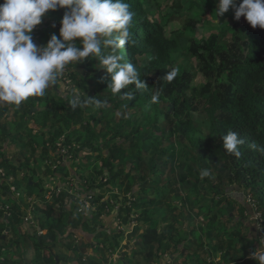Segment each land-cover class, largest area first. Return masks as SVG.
Instances as JSON below:
<instances>
[{"label": "trees", "instance_id": "16d2710c", "mask_svg": "<svg viewBox=\"0 0 264 264\" xmlns=\"http://www.w3.org/2000/svg\"><path fill=\"white\" fill-rule=\"evenodd\" d=\"M181 1L125 0L135 13L131 28L134 43L126 44L120 54L135 65L141 80L148 85L146 90L136 92L133 101L113 95L108 89L110 74L100 68L98 60L90 58L70 64L68 77L71 88L76 84L83 94L79 96L81 100L90 96L107 101L103 107L90 104L74 110L70 101L75 94L66 97L60 89L66 80L59 78L57 88L52 85L44 96L29 97L15 109L12 114L27 116V123L16 120L15 129L7 133L9 104L0 102V126L7 136L4 140L0 137V169L6 172L5 177L0 174V189L5 187L6 195L12 196L10 187H6L7 175L15 177L16 185L22 183L20 178L26 174L20 177L19 173L24 165L36 162L41 155L47 160V172L59 176L61 173L52 167L53 159L61 154L58 142L64 136L69 154L83 151V158L76 159L79 165L73 173V185L81 198L92 195L91 202L97 207L85 213V209L80 210L82 202L69 191L51 193L56 201L47 204L45 217L37 219L38 229L33 230L44 259L35 264H63L66 256L69 258L58 256L50 244L46 247L43 237L60 244L65 239L70 252L84 256V264H105L99 238L111 231L99 228L95 222L110 207L114 227L125 213L129 222L133 221L131 212L140 211L138 220L145 221L147 227L139 237V245L144 249V259L151 264L156 263V258L160 259L157 264H227L231 256H235L234 264H250L252 259H246L247 255L262 250L254 208L261 214L264 226V29L252 28L244 17L236 20L231 9V15L217 14L211 22L217 27L210 34L198 37V26L205 25L204 19L188 17L182 22L186 13ZM210 1L217 6L216 0ZM177 23L178 28L174 25ZM53 24L58 26L57 22ZM47 28L43 24L36 26L32 37ZM172 72L176 74L168 81L166 75ZM199 74L203 82L196 85ZM130 90L134 91V86ZM156 91L160 96L158 102L152 103L151 95ZM32 106L38 110L29 116ZM141 108H146L143 117ZM97 110L106 113L103 122L112 123L111 131L104 133L105 125L97 126L101 122L96 121ZM134 115L136 120L132 119ZM229 130L245 140L239 158L223 148V136ZM42 133H46L48 141L40 146L38 137ZM74 144L78 149H74ZM174 147L185 171L179 175L170 160ZM93 155L96 160L92 165H80L85 157ZM32 168L35 173L25 183V190L20 200L13 203L7 219V210L0 209V254L2 248L8 251L12 247L7 245L9 233L4 235L5 230L27 224L23 218L29 206L27 198L33 197L34 205V198L42 195L43 190L37 189V170ZM202 169H209L211 175L201 179ZM67 177H62L64 183L70 180ZM176 178L184 190L180 203L166 197ZM145 184L153 186L150 189ZM247 194L253 196L254 202L244 201ZM159 202L164 210L162 221L149 214L151 210L157 214L155 205ZM71 203L76 206L75 211L68 207ZM190 208L196 209L200 222L207 226L205 235L188 237L199 225ZM184 214L190 221L186 230L176 225ZM242 225L251 230H240ZM45 228L48 234L38 237V231ZM183 231L188 235L179 237ZM72 234L76 237L70 239ZM215 257L219 259L214 261ZM22 259H26L25 253ZM1 260L0 264H9ZM124 261L129 264L127 259ZM110 263L115 262L109 259L107 264Z\"/></svg>", "mask_w": 264, "mask_h": 264}, {"label": "clouds", "instance_id": "9594fccd", "mask_svg": "<svg viewBox=\"0 0 264 264\" xmlns=\"http://www.w3.org/2000/svg\"><path fill=\"white\" fill-rule=\"evenodd\" d=\"M217 5L218 16L232 9L236 20L244 17L252 28L264 29V0H217ZM58 8L67 9L59 37L53 34L46 45L38 46L32 38L33 30L49 11ZM134 15L125 0H3L0 3V102L18 106L29 97H42L58 82L67 66L90 58L98 60L100 68L110 74L111 93L133 101L136 92L148 88L135 65L126 62L120 54L126 44L134 43L131 31ZM175 74H167L166 79L171 81ZM130 86L135 90H130ZM122 89L126 91L122 93ZM159 96V91L153 93L151 102H158ZM70 103L75 110L90 104L100 108L107 101L90 96L81 100L74 95ZM244 143L236 131L229 130L223 136V148L237 158ZM210 175L209 169L200 171L201 179ZM253 257L264 264V250L253 253Z\"/></svg>", "mask_w": 264, "mask_h": 264}, {"label": "rangeland", "instance_id": "374dc122", "mask_svg": "<svg viewBox=\"0 0 264 264\" xmlns=\"http://www.w3.org/2000/svg\"><path fill=\"white\" fill-rule=\"evenodd\" d=\"M217 3V0H216ZM181 6L183 7V11H185L186 14H184V17L182 18V22L184 19H188V17H192L195 18L196 20H201L204 19V24L198 26L199 27V31H198V37H202V36H207L208 34H210V31L212 28H216L217 24H213L211 22H213V20L215 19V17L217 16V7L214 4L213 1L210 0H182L181 1ZM211 10V11H210ZM66 12V9L64 8H58L55 11H49L43 18V21L41 24L43 25H47L48 28L46 31H44L43 33H39L36 35V37H32L33 41L35 39H38L40 41V43H43L46 45V43L50 40L51 36L53 34H56L59 37V31H60V27L61 25V21L62 18L64 16ZM231 15V9L227 12ZM226 13V14H227ZM224 17L227 15H223ZM209 17V18H208ZM210 19V20H209ZM219 21V19L217 20ZM57 22V25H54L53 23ZM177 26V28L179 27V24H174ZM173 25L170 26V28H172ZM41 28H43V26H39ZM34 32V31H33ZM62 39V38H61ZM35 42V41H34ZM77 44L79 47H82V45H80L77 41ZM182 67H180L181 69ZM70 71V67H66L63 75L60 77L61 80H66L67 84H60L62 85V87L60 88L61 90H64L65 92V96H69V98L72 96V94L75 95H83L80 91V89L75 85H73L74 89H72V85H71V79L68 77V72ZM197 81H196V85L200 84L203 82V76L201 74H199L197 76ZM60 80V79H59ZM58 86V83H57ZM29 102V101H27ZM21 105V104H20ZM23 105H25V103H23ZM42 105H45V102L42 103ZM19 107V105H9L8 106V113L9 115H11L10 117H6V126H7V133L9 131H13L15 129V124H16V120H22L25 123L26 122V118L27 116L20 118L21 113L18 112L17 115H13L12 113H15V109ZM33 107H37V106H33ZM146 108H141L140 110V117H143L142 114L144 115V111ZM31 110V108H30ZM99 111V110H97ZM114 111V110H113ZM104 115H106V113L102 114L101 111H99V114H97L96 117V121L98 120L101 121L97 124L98 127H102V125H105V129H104V133H106L107 131H111V127H112V123L110 125L105 124L103 122V117ZM138 117L137 115L133 116V120H136ZM163 119V117L161 118ZM5 122V121H4ZM114 124V123H113ZM4 132L1 129L0 126V137L2 135V139H6L7 136H5V134H3ZM112 135V133H109ZM28 138V137H27ZM166 138V137H165ZM39 144L40 146L45 145L47 140V136L46 133H42L39 137ZM167 139V138H166ZM66 140V138L63 136L59 139L58 142V146L61 147L60 150V155L58 158L53 159L54 162V166L52 168H54L55 172H60L61 174L59 176H55L54 174H51L49 172H47L46 170V163L47 160L45 158H43V156H38L36 162H30L29 165H24L21 164V166L24 165L23 170L20 171V177H25L24 174H26L25 178H20L22 183H18V185H16L14 183L15 177L13 175L8 176V181L6 183V187H10V191L13 193V197L12 196H7L6 192L7 189L5 187L0 189V208H5L7 210V212L12 210L10 209L13 206V203L16 202L15 200H20L23 191L25 190V183L29 180V178L34 175V168H36V174H35V179L37 182H39L40 180V187H37V189H40V191L43 190L42 195L39 196V198H34L36 200V204L32 205L31 201H33V197H28L27 201L29 203V206H27V210L26 213L23 215V218H28V220H26L31 226L34 225H38L37 219L41 218L43 219V217H45L46 213L45 211L48 210L47 208V204L49 203H54L56 201L55 197L52 196L51 193L56 192V194H58L61 190L63 191H69V193L71 195H74L77 197V199H79V201L81 202V194L79 192H77V189L74 187V177H73V173L75 171V168H77L78 161L77 160H81L83 158L82 152L80 151L79 153H71L69 154L68 148H66L64 141ZM162 141V140H161ZM166 142H168L166 140ZM74 149H78V145L74 144ZM157 149V148H155ZM177 149L179 150V147H177ZM58 151V150H57ZM68 155V156H67ZM88 157V156H87ZM85 157L84 160H82L80 163V165H92V163H94V161L96 160V158L93 156L90 157ZM77 159V160H76ZM170 160L173 163V169L176 172L177 175H179L180 173H184V169L183 166L181 165L182 163V159L180 156H178V152H176L175 147L173 148V154L170 157ZM52 162V160H51ZM20 161L17 162V164H19ZM49 163V160H48ZM101 164V162H99V165ZM60 166H64V169H60ZM83 172H85L84 170H82ZM145 171H148L145 168ZM3 173L6 175V172L3 171ZM173 174V175H176ZM68 175V179L69 180L67 183H64V181L62 180V177H65ZM72 177V178H71ZM175 185L172 186V188L169 190V192L166 194V197L169 199V201H174L176 203L179 202L180 203V199L181 196L183 195V187H179V183H178V178L175 179ZM157 185V184H155ZM146 187H150V189L152 188L153 184H145ZM16 187L15 191L11 188ZM86 187V186H85ZM50 189V190H48ZM102 190H106V188H102ZM119 190V188H118ZM9 191V193H10ZM38 192V190H37ZM47 200H45V199ZM153 198V197H152ZM244 201L246 202H254V198L251 194H247L245 196ZM68 202V198L66 199V203ZM86 203V202H85ZM60 203H57V207H59ZM89 207L85 206V213H89L90 210H97V207L93 206L92 202H88ZM121 204L118 202L117 206L119 207ZM155 206H158L157 210L155 213L157 214H153L154 211L151 210L149 214H152V216H154V218H159L162 221V214L164 212V210L162 211L160 207H162V205L159 203H157ZM188 206H190V202L188 204ZM38 207V209H37ZM71 210L75 211L76 210V206L73 205L72 203L70 204ZM88 207V208H86ZM152 207V206H150ZM164 209L166 210V206L164 207ZM255 209V217L259 220V224L257 226H259V231H258V235H259V240L261 242L262 245V250H264V234L262 235L261 233H264V226L261 224V214L256 211ZM112 211V208H106V210L99 216V218L96 220L95 225H98L99 228L104 229V230H110L111 231V235L110 233H104L102 235V237L99 238V250L100 252L104 255V258H102V260L104 261L105 264L108 263V260L111 259L113 262L115 263H110V264H124V259H127L129 264H151V262H149L148 260L144 259L143 256V252L144 249H142V247L139 245V237L140 235L144 232L146 226V222L142 221L141 219H139V215H140V211H133L131 212V214L129 215V217H131L133 219V221H129L126 222L127 219L125 220V217L127 218V213L124 214V218L121 219V217L117 220L118 224L116 225V227H114V223H115V218L110 215ZM190 211H192V214L194 215L193 217L196 220V223L199 225L196 226V232L194 233V235H188L186 234L185 231L181 232L179 237H184L188 235V237L191 236H197V235H205V227H207L205 224H202L200 221L201 217L199 216L198 212L196 211L195 208H190ZM57 212H59L57 210ZM158 215V216H156ZM8 215L7 213L5 214V219H7ZM128 217V218H129ZM180 219L176 222V225L180 226L181 228H183L184 230L188 229L189 225H190V221H188L187 215H183L179 217ZM129 220V219H128ZM145 220V219H144ZM135 222V223H134ZM201 223V224H200ZM136 224V225H134ZM21 225L17 224V227H19V229L21 230ZM119 225V226H118ZM16 227V224H15ZM11 229L8 231L5 230L4 235L9 233L8 236V246H12V249H9V253L7 251V249L5 250V248H2L3 254H0V260L2 259L3 261L6 260L9 262V264H18L16 262L17 258L20 259L21 257L18 256V253L22 256V252H20L19 247H22L23 250H25V255L27 257V260L29 261L30 264H35L37 263L39 260L40 261H44L43 259V252L42 250L39 248L40 246L37 244V241L35 240L34 236H30L28 234V232L26 230H23V235L20 234V230L19 229ZM139 227V229H138ZM97 228V229H99ZM115 228V229H114ZM89 229H91L92 231H95V228H93L92 226L89 227ZM119 229V230H118ZM138 229V230H137ZM239 229L242 231H246L249 232V230H251V228L249 227H244V225L239 226ZM103 231V230H102ZM131 231V235L129 234ZM64 233V232H63ZM62 233V234H63ZM245 233V232H243ZM48 234V229H40L38 231V237L40 235H47ZM130 235V236H129ZM72 237L70 239H73L76 237L75 234L71 235ZM121 238H123L122 243H121ZM96 239V238H95ZM118 239V240H117ZM16 240L17 241H21V246L18 244L16 246ZM44 240V245L49 246L50 244V248L54 251V253H56L58 256L60 255H69V258L66 256L65 259V263L63 264H84V256L82 254H79L77 252H70V249H67L65 246V239L62 242V244L60 243H54V242H49L50 239H47L45 237H43ZM69 240V238H68ZM127 241V243H126ZM119 243L117 248L115 247L116 243ZM11 243H13L11 245ZM48 243V244H47ZM243 245V244H241ZM241 245H239V247H242ZM116 248V250H115ZM45 250V249H44ZM24 252V251H23ZM99 252V251H98ZM99 252V254H101ZM8 253V254H7ZM113 253V254H112ZM127 253V254H126ZM130 255H129V254ZM259 254V252L257 253ZM112 256V257H111ZM129 256V258L127 257ZM220 256V254H219ZM111 257V258H110ZM121 259V261H120ZM216 261L219 259V257H215L214 261ZM246 259H252V262L250 264H259V262L253 257L252 254H248ZM1 260V261H2ZM145 260V261H144ZM156 263H152V264H157V262L160 261L159 258H156ZM144 261V262H143ZM43 263V262H42ZM167 263H171L169 260H167ZM235 262V256H231L228 259L227 264H234ZM24 264V263H23Z\"/></svg>", "mask_w": 264, "mask_h": 264}, {"label": "crops", "instance_id": "0c3cea01", "mask_svg": "<svg viewBox=\"0 0 264 264\" xmlns=\"http://www.w3.org/2000/svg\"><path fill=\"white\" fill-rule=\"evenodd\" d=\"M21 231H20V234L21 235H23V230H26L27 232H28V234L30 235V236H33V230L35 229L34 227H36L37 229H38V225L36 224V225H34V226H31L28 222H27V224H25V223H22V225H21ZM130 233V235H131V231H129ZM129 235V236H130ZM17 242V241H16ZM126 243H127V241H126ZM13 243H11V245H12ZM17 244H19L20 246H21V241H19V243H16V246H17ZM11 247V246H10ZM10 249H12V247L10 248ZM19 249H20V252H22V256H23V254L25 253V250H23V248L22 247H19ZM24 251V252H23ZM18 256H20L21 258L20 259H18L17 258V260H16V262L18 263V264H27L25 261H28L27 260V257H26V259H22V256L18 253ZM29 262V261H28ZM34 264V263H33Z\"/></svg>", "mask_w": 264, "mask_h": 264}, {"label": "built area", "instance_id": "2783aa9c", "mask_svg": "<svg viewBox=\"0 0 264 264\" xmlns=\"http://www.w3.org/2000/svg\"><path fill=\"white\" fill-rule=\"evenodd\" d=\"M0 3H3V0H0ZM0 174L5 177V174L3 173L2 169H0ZM11 189H13L15 191L16 187H13ZM91 198H92V195H89L87 199L86 198H81L82 205H81L80 210H84L85 209L86 203H87V206L89 207L88 202H91ZM88 207H86V208H88ZM0 209H4V208H0ZM6 213H7L8 216L10 215V212H6ZM24 219H25V221L28 220V218H24ZM261 234L263 235L264 233L262 232Z\"/></svg>", "mask_w": 264, "mask_h": 264}, {"label": "water", "instance_id": "95a60500", "mask_svg": "<svg viewBox=\"0 0 264 264\" xmlns=\"http://www.w3.org/2000/svg\"><path fill=\"white\" fill-rule=\"evenodd\" d=\"M35 41V43H37V44H39L40 46H44L45 44H43V43H40V41L38 40V39H35L34 40ZM54 86L57 88V83L56 84H54ZM38 110V108L37 107H31V110L29 111V116H32V114L35 112V111H37ZM10 230V228H8V231ZM56 262L58 263L59 262V258H56Z\"/></svg>", "mask_w": 264, "mask_h": 264}, {"label": "flooded vegetation", "instance_id": "af4514ba", "mask_svg": "<svg viewBox=\"0 0 264 264\" xmlns=\"http://www.w3.org/2000/svg\"><path fill=\"white\" fill-rule=\"evenodd\" d=\"M46 26V25H45Z\"/></svg>", "mask_w": 264, "mask_h": 264}]
</instances>
